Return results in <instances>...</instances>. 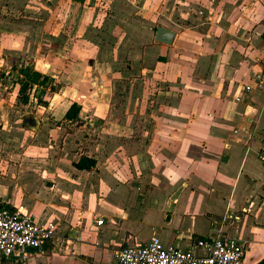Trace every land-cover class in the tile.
Returning a JSON list of instances; mask_svg holds the SVG:
<instances>
[{
  "label": "crops",
  "instance_id": "1",
  "mask_svg": "<svg viewBox=\"0 0 264 264\" xmlns=\"http://www.w3.org/2000/svg\"><path fill=\"white\" fill-rule=\"evenodd\" d=\"M38 1L27 3L33 9L34 4L50 11L58 10L61 2ZM196 1L199 0H177L188 7ZM13 3L16 9L23 6L19 1ZM256 3L264 10V0H217L206 4L210 9L227 8L235 15L232 22L227 18L229 13L220 16L221 22L228 19L227 24L223 22L225 34L215 43L206 40V48L200 47L201 61L199 66H193L194 77L188 76V60L197 59L190 52L198 50L199 45L194 39L184 42L187 49L177 66L180 78L171 88L176 94H169L172 96L168 100L157 97L153 141L138 142L147 167L148 158L157 163L152 177L148 175L141 181L153 185V189L129 188L127 173L108 161L106 166H100V156L94 155L98 151H92L93 146H88V152L72 155L71 150L79 145L66 141L64 134L63 141L55 137L60 131L52 124L46 128L48 119L36 117L39 126L30 130V120H25L30 114H26L22 122L26 129L18 123L10 127L12 113L8 108L6 113L1 112L3 104L0 105V130L6 126L17 129L0 133L1 140L6 139L0 142V184L10 186L0 187V200L8 208L22 209L39 224L53 222L59 239L65 235L71 238L64 243L47 242L18 264H102L108 249L112 257L127 245L146 244L152 237L166 245L186 248L197 239L217 235L246 242L244 264H257L264 258V167L257 158L264 150V85L258 86L264 73V14H258ZM175 8L179 12L185 7ZM173 33L170 45L176 39ZM18 41L0 34V48L8 42L11 53L25 52L19 51ZM206 58L211 63L207 66ZM247 86L249 91L245 90ZM58 100L55 98L52 104ZM72 103L76 102L64 104L65 108L62 103L59 115L53 107L52 120L80 125L82 113L76 121L64 119ZM40 132L45 136L41 137L47 158L40 162L28 160L30 147L22 144H27L29 134L37 136ZM12 140L18 143L11 144ZM52 141L62 148L53 147ZM9 145L25 150L8 159L5 150ZM55 154L58 158L54 160ZM70 155L73 162L68 170L66 159ZM81 156L94 159L95 166L90 170L75 168ZM118 180L124 185H119ZM103 217L109 220V231L104 234L100 232V228L106 229ZM100 219L104 223L98 226L96 221ZM87 258L92 261L87 262Z\"/></svg>",
  "mask_w": 264,
  "mask_h": 264
},
{
  "label": "rangeland",
  "instance_id": "2",
  "mask_svg": "<svg viewBox=\"0 0 264 264\" xmlns=\"http://www.w3.org/2000/svg\"><path fill=\"white\" fill-rule=\"evenodd\" d=\"M13 1L22 2L20 5L23 6L16 9ZM186 1L180 0L181 3ZM209 1L217 0H199L194 2L195 7L183 6L177 0H61L58 10L45 11L34 4L35 9L32 5L28 6L27 0H0V34L9 40L19 39V51H25L17 54L9 52L8 42H3L5 47L0 48L1 112L6 113L7 108L11 111L10 127L18 123L26 129L22 123L26 114L48 119L45 127L52 124L60 131L55 137L63 141L66 136V141L79 145L71 150L72 155L88 152L91 149L88 146H93L92 151H98L93 152L94 155L100 156V166H106L105 161H108L118 166L117 170L127 173L129 188L135 191L153 189V185H144L141 181L148 175L152 177L157 163L148 158L147 167L144 153L139 152L137 147L138 142L148 144L153 141L157 97L168 100L172 96L169 94H176L171 88L180 78L177 66L178 59L187 49L184 42L194 39V43L199 45L198 50L190 52L197 59L188 60L191 66L188 76L194 77L193 66H199L201 61L200 47L206 48L209 43L206 40L215 43L225 34L223 22L227 24L228 19L221 22L220 16L229 13L227 18L232 22L235 15L227 8L211 10L205 7ZM176 6L185 8L176 12ZM256 7L258 14L263 15L264 10L257 3ZM43 21H49L48 25L42 26ZM159 27L176 33L172 45L155 41ZM259 49L257 46V54ZM206 59L205 66L211 64L209 58ZM28 70L40 73L42 78L39 81L43 84H33L26 92L20 93ZM43 77L46 79L43 80ZM25 97L26 104L23 103ZM58 97V103L52 104ZM69 102L81 106L80 125L52 120L54 110L51 109L56 107V115H59L61 104L64 107ZM10 127L6 126L0 133L17 131ZM41 136L45 138L41 132L37 136L31 133L27 144H22L23 147H30L27 148L31 153L27 156L28 160L40 162L47 158ZM3 141L6 139L0 138V142ZM11 142L18 143L17 140ZM51 144L62 148L55 141ZM12 146L5 150L8 159L13 153L25 150ZM80 148L83 150L79 151ZM52 157L55 160L58 155ZM68 157L66 164L69 170L73 156ZM118 181L119 185L123 184ZM2 186L10 188L4 183L0 184ZM105 225V230L100 228L103 234L109 231V220ZM70 239L65 235L56 240L64 243ZM103 256L106 261L102 264L116 263V253L109 257V249ZM86 260L92 261L91 258Z\"/></svg>",
  "mask_w": 264,
  "mask_h": 264
},
{
  "label": "built area",
  "instance_id": "3",
  "mask_svg": "<svg viewBox=\"0 0 264 264\" xmlns=\"http://www.w3.org/2000/svg\"><path fill=\"white\" fill-rule=\"evenodd\" d=\"M264 61V48L261 50ZM264 85V73L258 86ZM250 87H245L249 91ZM264 167V150L257 155ZM103 220L96 221L98 226ZM59 235L52 223L41 225L20 208H8L0 200V264L26 261ZM246 242L228 235L197 239L186 248L166 245L157 237L146 244L127 245L116 253V264H244Z\"/></svg>",
  "mask_w": 264,
  "mask_h": 264
},
{
  "label": "trees",
  "instance_id": "4",
  "mask_svg": "<svg viewBox=\"0 0 264 264\" xmlns=\"http://www.w3.org/2000/svg\"><path fill=\"white\" fill-rule=\"evenodd\" d=\"M42 78V75L34 70H28L25 72V81L21 83L20 93L26 92L33 84H43L42 81H39ZM46 77H43V80ZM27 98H23V103L26 104ZM81 107L72 103L64 114V119L69 121H76L79 115ZM96 161L84 156H81L79 161L75 164V168L79 170H90L95 166ZM257 264H264V258Z\"/></svg>",
  "mask_w": 264,
  "mask_h": 264
},
{
  "label": "water",
  "instance_id": "5",
  "mask_svg": "<svg viewBox=\"0 0 264 264\" xmlns=\"http://www.w3.org/2000/svg\"><path fill=\"white\" fill-rule=\"evenodd\" d=\"M173 38H174V33L172 31H170L168 29H165V28H162V27H159L157 29V32H156V35H155V41L156 42L169 45V44L172 43ZM25 120L26 121L30 120L31 124L28 123V125H30L29 126L30 130H36L38 128L39 121L33 115H26Z\"/></svg>",
  "mask_w": 264,
  "mask_h": 264
}]
</instances>
